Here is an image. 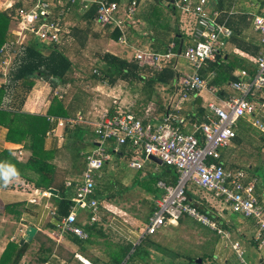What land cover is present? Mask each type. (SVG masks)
I'll return each instance as SVG.
<instances>
[{
  "label": "crops",
  "instance_id": "crops-1",
  "mask_svg": "<svg viewBox=\"0 0 264 264\" xmlns=\"http://www.w3.org/2000/svg\"><path fill=\"white\" fill-rule=\"evenodd\" d=\"M35 1L36 0H0V12L10 8L14 4H20L19 7L30 9L35 4ZM46 1H48L52 7L50 11L51 17L61 20L63 31L62 43L58 45V48L63 51L72 62L73 74H70L65 79L64 83H60L54 89H51L48 82L36 81L29 93H22L20 90H17L14 94L15 97L13 101H11L12 99L8 100L14 104L11 111L22 116L21 119L23 118V114H27L30 117L42 116L47 119L50 126L46 130L43 139V148L46 151L53 149L60 150L64 143V129L60 127L56 129L54 135L47 136L50 129L55 127V121L74 118L79 112L82 113L84 119L87 120L85 123H81V125L88 126L87 124H90L88 121L96 120L97 117L105 111L114 113L116 110H121L132 113L143 119L144 123H150L151 125L159 124L164 114L170 111L185 117L186 124L182 127L183 132L194 133L199 139L201 134L195 132V126L201 123L210 113L208 105L213 103L219 106L229 97L237 95V93L231 89L230 84L240 79L239 74L242 70H240V68L235 69L233 77H229L230 74L226 70L218 76V78H215L214 72L210 70L211 63H206L199 71V74L207 81L209 86L215 89L214 93L202 90L194 95H189L186 99L181 97L178 78L183 74H188L193 71V69L190 71L191 66L189 67L187 64L188 62L186 63L181 53L191 43L188 33L194 26V17L182 14L178 9L175 10L174 8L175 14L172 16L167 9L169 5L174 6L173 3H171L173 0H163L164 3L161 2V0H134L137 6L135 10L136 15H134L135 17H133L134 19L132 21L125 20L124 18L126 9L133 0H121L120 3H118L119 14L117 17L125 21L124 30L112 25L102 26L98 24L95 21V13L92 20H89L87 14L92 6H96L95 4H92L87 11H82L78 5L66 7L60 5V3H65L66 0ZM192 1L196 2L197 0ZM207 2L209 4V9L219 13V20L221 22H224L232 32L233 30H237L239 33L234 37L232 35L231 38L226 41L221 55L224 59H227L228 56L232 58L230 64L233 66L238 67L239 65H245L249 68H255L254 61L260 53H264V45L260 44V36L253 29L252 20L256 15L264 16V0H207ZM153 11H165L167 13V22H169L167 27L162 26L163 24L161 22L156 23L155 20L151 18ZM159 19L161 18L159 17ZM16 29L15 20L9 27L11 35L9 41L15 39L14 31ZM114 30L119 32L120 37L118 40H115ZM177 30L183 37V39L179 41H177V39L180 36H175V31ZM31 40H35V38H31L26 43ZM26 43L19 47L16 46V54L20 47L25 46ZM176 43L178 44L177 46L175 45ZM167 44L168 47L170 44H173V51L177 54L171 62L172 64L166 67L176 73L175 80L172 84L164 85L157 83L153 87L148 86L145 82V78L150 68L155 72H161L164 68L158 71L151 66H142L139 65V63L138 65L141 68L140 73L144 77L142 82L139 80H131L129 82L120 80L112 84L98 78L99 72L107 67L103 60V56L106 53L122 60L133 61L135 60L134 55L136 52H161ZM92 45L98 48L99 54H95L97 61L87 63L88 60H90L89 51ZM49 46L51 45H44L43 53H49ZM257 46L260 47L261 50L258 54L255 53ZM179 47H181L180 54L178 53ZM75 55L79 57V62H74V59H76ZM13 62L11 65H13ZM96 62H101L103 64V66L99 65L102 66L99 72L94 69L95 66L93 64ZM225 64L226 63H224V65ZM77 66L80 70L81 68L84 70L87 68L91 70L93 68L94 70L89 76L87 75L88 71L79 73L80 75H78V73L75 72V67ZM245 71L248 73L247 69H245ZM8 75L9 74H7L5 81L0 84V89L7 85ZM204 92L210 95L204 96ZM91 94H93L94 98ZM54 97L58 100H63L66 108H72L68 117L47 115V111ZM259 97L260 98L252 99L257 108L254 115L264 123V107L261 105L264 103V94L261 93ZM5 101L6 98L3 97L2 104L5 103ZM91 101L92 107L87 110ZM2 104H0V106H2ZM90 116L92 119H89ZM51 118L55 120L51 121ZM1 120L2 122H6V119ZM250 121L251 119L246 117L237 122L235 127L236 136L228 146L221 149L219 162L226 170L242 171L247 175V181L255 180V196L264 209V173H261V175L259 174L264 169V134L254 128ZM31 124H33V122L30 123V125ZM67 128L71 129L72 127ZM7 134L8 129L0 124V166L4 168L9 166L14 167L19 175L18 177L12 178L7 185L4 184V181L1 182L0 179V258L10 243H17L19 246L28 244V248L19 264H43L46 262L51 264H85L81 261L82 259L88 264H112L115 255L120 254V250L124 246H133L138 242L139 234L155 207V201L163 195V191L156 186L160 194L154 197L153 209L150 215L147 216L143 227L139 224V219L136 218V213L134 212L135 210L131 207L132 202L130 199H127L130 198L131 195L127 192V197L119 201L116 198V191L120 190L123 192L128 189L127 185L131 179L135 182H140L139 186L142 188V190H140L145 191L148 184H142L143 182L141 181L144 180H141V178L144 173L140 174V172L144 170L147 164L150 165L149 168L151 172L157 175L160 172L159 167L162 166L163 163L162 165H158L150 159L149 161H145L141 169H131L135 171L136 174H139L140 177L134 178L133 175H127L122 170L123 165L121 164V159L123 158L128 162L135 158L133 151L130 150L131 157L122 155L119 153L120 150L117 154L113 153L112 155L115 156V160L111 163V168H114L117 173H124L121 176V183L119 185V182H115L118 186L115 185L109 188L104 184L101 185L105 172L104 169L107 165L106 163L110 162V159V161H107L103 168L95 174L94 198L97 203H99V221L94 223L97 225L94 229L95 233L84 240L75 236L82 241V243H78L71 240V237L74 235L62 234L56 230L55 225L60 219L57 214L56 205L58 192L50 196H45L43 195L44 191L42 189H38L34 186V182L37 180V174L35 171L23 166L30 156V152L23 147V143L25 142H10L7 140ZM93 141L95 143V140ZM113 144V140L108 141L106 150H110ZM96 146L97 143L94 148ZM60 157L58 153L55 159L48 163L56 165L61 173L69 171L67 161H60ZM69 179L71 178L67 175L65 177V182L69 181ZM258 184L261 187L260 189L257 188ZM116 187H118L117 190L114 189ZM191 188L197 189L199 187L192 185L189 188L190 191ZM207 193L211 194L210 198L205 196L200 197L197 193L191 192L193 201L188 200L193 203L198 210H205L204 212L199 211L205 213L220 230L227 233L229 235L228 239L219 235L217 231L188 217L181 218L177 224H167L165 227H173L172 231H174L177 225L191 223L192 225H197V227L203 229L206 233L209 232L210 235L215 236L216 245L214 253L212 254L213 257L211 258L214 264H242L231 247V244L234 242H237L241 251H243L242 258L246 264H264V245L260 243V240L256 239L257 227L253 220L234 214L232 211L231 213L228 212V206L224 204L221 197L217 196L215 193L214 195L212 192ZM140 196H142L141 192ZM33 199L35 200L34 203L31 202ZM103 200H105L106 205L104 206L106 208L102 207ZM9 205H12V207L5 212V207ZM52 210L56 211V215H51ZM88 217L89 212L86 209L77 210V225L82 230H84L87 225H92L89 223ZM228 218H232V221L229 222ZM106 220L108 222H106ZM245 223L251 234L248 242L244 240L245 235L241 237L242 241L234 238L232 235L236 229L242 227L240 224ZM30 226L36 229L33 239L30 242H25L20 245V240ZM152 237L153 236H150L143 241L147 239L151 241ZM243 241H245V244H243ZM151 242L145 244L147 248V250H145L148 253L152 247H155V249L160 252H164V249H162L158 243L155 241H153L155 244ZM142 244L144 243L142 242ZM96 249H99L100 252L98 253H100V257L92 253ZM194 259L197 264H202L200 258L197 257ZM190 260H192V258ZM198 261H200V263ZM144 262H146V256Z\"/></svg>",
  "mask_w": 264,
  "mask_h": 264
},
{
  "label": "built area",
  "instance_id": "built-area-1",
  "mask_svg": "<svg viewBox=\"0 0 264 264\" xmlns=\"http://www.w3.org/2000/svg\"><path fill=\"white\" fill-rule=\"evenodd\" d=\"M92 4L96 5L95 21L98 24L112 25L124 30L125 21L117 17L119 5L115 2L66 0L65 3H60L63 7L78 5L82 11H87ZM173 5L182 14L194 17V26L188 33L191 43L181 53L193 71L178 78L180 95L186 99L202 90L214 93L215 89L208 85L199 71L221 54L226 41L232 36V30L219 20L217 11L209 9L207 0H173ZM136 6V1L130 2L125 12V20L133 19ZM51 8L48 1L36 0L30 9H16L15 39L0 48V84L5 81L9 72L16 46L19 47L31 38L44 45L60 44L63 32L61 20L51 17ZM252 26L260 36V44L264 45V16H254ZM173 47L170 44L165 52L138 51L134 58L139 65H148L160 71L166 65L172 64L177 56ZM254 62L256 73L253 76L242 70L240 79L230 84L231 89L237 93L236 96L229 97L219 106L213 103L208 105L210 113L195 126V132L201 134V142L194 133L183 132L185 117L170 111L156 125L144 123L140 117L121 110L114 113L105 111L96 120L88 121L93 126L97 146L85 156V170L72 198L73 205L70 212L58 220L56 230L62 234H72L81 240L87 239L88 234L77 225L78 209L89 212L90 224L99 221L98 203L94 198L95 174L111 158L106 151V144L113 140L114 144L110 149L112 154H117L124 145L132 148L135 158L128 162L130 169H141L145 161L155 157L163 164L174 167L179 175L174 185L157 183L163 195L155 201V207L139 234V240L133 246L154 236L167 224H177L184 217L217 231L225 239L229 238L227 233L220 230L205 213L200 212L188 200L186 191L192 185L221 197L232 213L252 219L257 227L256 239L264 245V209L255 196V180L247 181L248 177L242 171L226 170L219 162L220 151L235 138V127L240 119L250 118L251 125L264 134V123L255 117L257 108L251 100L260 98L261 93L264 94V53H260ZM261 105L264 107V103ZM54 120L51 118V121ZM86 121L80 112L74 118L56 120L55 127L50 129L47 136L54 135L59 127L65 129ZM70 184L71 181L66 182L67 186ZM43 195L51 194L44 191ZM31 202L34 203L35 200ZM51 215H56V211L52 210ZM231 247L241 263L246 264L239 244L234 242ZM81 261L88 264L83 259ZM125 261L121 264H125Z\"/></svg>",
  "mask_w": 264,
  "mask_h": 264
},
{
  "label": "trees",
  "instance_id": "trees-1",
  "mask_svg": "<svg viewBox=\"0 0 264 264\" xmlns=\"http://www.w3.org/2000/svg\"><path fill=\"white\" fill-rule=\"evenodd\" d=\"M107 1L116 2L118 4L121 0ZM19 6L20 4H14L10 8L0 12V48L8 43L9 38H11L9 27L11 23L16 20L15 10ZM173 8L176 10L174 6L169 5L167 9L172 16L175 14V10ZM95 11L96 6H92L87 14L89 20H92ZM159 17L161 19H159ZM151 18H153L156 23L161 22L163 24L162 26L167 27L169 23L167 22L168 17L165 11H153ZM114 31L115 40H118L120 37L119 32L117 30ZM180 34L181 33L178 30L175 31V36H180L177 41L183 39ZM238 34L237 30H233V37ZM175 45L177 46L178 44L176 43ZM43 47L44 44L35 39L26 43L25 46L20 47L17 52L13 65H11L8 73V83L5 87L0 89V104H2V98H6L5 103L0 106V124L8 129V141L25 142L23 143V147L30 152V156L27 158L26 163L23 164V166L27 169L35 171L37 174V180L34 182V186L38 189H42L43 191L49 190L50 188L57 190V214L61 218L70 212L73 205L72 198L75 195L80 176L85 170V156L89 153L88 148L84 143H89V145L94 147L95 143L92 141V138L95 136L93 129L89 125L86 126L78 124L71 129L65 128L63 130L64 143L62 144L60 150L53 149L46 151L43 148V139L46 130L50 126L47 119L42 116L30 117L27 114H23V118L21 119L22 116L11 111L14 104L8 100L12 99L11 101H13L15 97L14 94L17 90H20L22 93H29L36 81L48 82L51 89H54L60 83H64L65 79L70 74H73L72 62L66 54L58 48V46H49V53L47 54L43 53ZM167 47L168 44L165 45L161 52L167 51ZM260 51V47L257 46L255 53L258 54ZM103 60L105 61L107 67L99 72L98 78L100 80H105L112 84L120 80L128 82L131 80H139L142 82L144 80V77L140 73L141 68L136 60H122L107 53L104 54ZM231 60L232 58L229 56L227 59H224V57L219 54L213 62H208L211 63L210 70L214 72L215 78H218V76L226 70L230 74L229 77H233L234 71L237 68H240V70L247 69L250 76H253L256 73V67L249 68L245 65H239L238 67L233 66L230 64ZM224 63L226 64L224 65ZM175 77L176 73L166 67L161 72L152 71L150 68L145 78V82L150 87H153L157 83L168 85L173 83ZM70 110L72 111V108H66L63 100L61 101L54 97L52 99L51 106L47 111V115L66 118L70 115ZM1 119H6V122H2ZM32 122L33 124L30 125ZM201 140L202 138L199 137L200 142ZM119 150V153L122 155L131 157L130 150L132 149L128 145L122 146ZM106 151L108 153H112L109 149ZM58 153L61 156L59 158L60 161H67L69 171L61 173L57 169L56 165L48 163L49 161L54 160ZM159 168L160 172L155 175V185L157 186L158 182H163L166 185H174L179 176L176 169L165 164ZM67 175H69L71 179L73 178L69 186H67L65 182V177ZM1 182H3L2 179ZM186 195L189 200L193 201L192 194L189 189L186 191ZM11 207L12 205L6 206L5 212ZM200 211L204 212L205 210L201 209ZM96 227V224L87 225L84 228V231L87 232L88 236H91L95 233L94 229ZM71 240L82 243V241L75 236H72ZM146 241H142L144 244L141 242L136 246H124L120 250V254L115 255L112 264H120L126 257L125 264H146V262H144V258L148 255V252L146 251L147 248L145 244L149 243V240L147 242ZM27 248L28 244L19 246L17 243H10L0 258V264H19ZM190 261L192 264H197L195 259Z\"/></svg>",
  "mask_w": 264,
  "mask_h": 264
},
{
  "label": "rangeland",
  "instance_id": "rangeland-1",
  "mask_svg": "<svg viewBox=\"0 0 264 264\" xmlns=\"http://www.w3.org/2000/svg\"><path fill=\"white\" fill-rule=\"evenodd\" d=\"M161 2L164 3L163 0H161ZM26 41L24 42V44L26 43ZM61 43H62V41L60 42V44ZM96 51H98V52H96ZM89 54H90V60H88L87 63H93L94 61H97L95 54H99L98 48L96 46H93V45L90 46ZM75 58L76 59H74V62H79V59H78L79 57L77 55H75ZM186 63H187V61H186ZM90 65H92V64H90ZM93 65L95 66L94 69H96L98 72L101 69L100 67L103 66V64L101 62H96ZM99 65H102V66H99ZM165 67H169V65H166ZM189 67H190V65H189ZM89 69L90 68H87L84 70L81 68V70H80L79 67L77 66V67H75V72L78 73V75H80L79 73H84V72L88 71L87 75L89 76V74L92 73V71L94 70L93 68L91 70H89ZM190 69H191L190 71H192L191 67H190ZM203 95L209 96L210 94H207L204 92ZM91 96L94 98L93 94H91ZM91 107H92V101L90 102V106L87 108V110L90 109ZM89 119H92V117L90 116ZM87 125H89L91 128L93 127L91 124H87ZM93 140H95L94 137L92 138V141ZM84 144L88 148V153H90L94 149V147L89 145V143H84ZM110 156H111V158H110L111 161L109 159L108 161H110V162L106 163L107 165H106V168L104 169L105 172L103 174V181L101 183V185L104 184V185L108 186V188L114 187L116 185L115 182L116 183L119 182V185H120L121 179H122L121 176L124 174L123 172L117 173L114 170V168H111L112 167L111 163L115 160V156H113L112 153L110 154ZM127 163H128V161L125 158L121 159V164L123 165L122 170L127 175H133L134 178H140L139 174H136L135 171L128 168ZM149 166L150 165L146 164L144 170L142 172H140V174L144 173V175L141 178V180L142 179L144 180V181H141V182H143L142 184H148L147 189L145 191H141L142 188L139 186L140 182L139 183L135 182L132 179L129 181V184L127 185L128 189L124 190L123 192H121L120 190H117L118 187L114 188L117 190L116 191V195H117L116 198L119 201H122L125 197H127L126 196L127 192L131 195L130 198H127V199H130V201L132 202L131 207H132V209L135 210L134 212L136 213L135 214L136 218L139 219V224H141L142 227L145 224L147 216L150 215V212L153 209V203L155 200L154 197L160 194L159 190L156 188V185H155V174L153 172H151ZM261 173H264V169L259 174L261 175ZM72 179H69V181H72ZM116 186H118V185H116ZM193 188H191L190 192L197 193L198 196H200V197H202V196H205L208 198L211 197L210 196L211 194L207 193V191L205 192V190H202L200 188H197V189H193ZM257 188L258 189L261 188L259 184H258ZM140 192H141L142 196H140ZM104 205H106L105 200H103V202H102V207L106 208ZM99 208H100V206H99ZM227 211L231 213V210L229 208H227ZM231 219L232 218H228L229 222L232 221ZM106 222H108V221L106 220ZM190 225H192V224L189 223V224H184V225H177V226H175L174 231H172L173 227L167 226V227L163 228L162 230H160V232L157 235L153 236L151 238V241L153 240L156 243H158L160 245V247L162 249H164V252L163 251L160 252L157 249H155V247H152L151 250H149L148 255L146 256V263L147 264H192L191 261H189V260L191 258L194 259V258L198 257L201 259L202 264H214L213 261L211 260V258L213 257L212 254L214 253L215 245H216L215 244V241H216L215 236L210 235L209 232L206 233L203 229H200L199 227H197V225L193 224L191 227H189ZM240 225L242 227L236 229L232 235L234 238H237L240 241H242L241 237L242 236L244 237V235H245L244 240H246V242H248L250 240V237H251L250 231H249L246 223L240 224ZM147 241H148V239H147ZM151 241L149 240V242H151ZM244 242L245 241H243V244H245ZM98 252H100L99 249H96L92 253L100 257V255H99L100 253H98ZM125 260L126 259H124L123 261H125Z\"/></svg>",
  "mask_w": 264,
  "mask_h": 264
},
{
  "label": "water",
  "instance_id": "water-1",
  "mask_svg": "<svg viewBox=\"0 0 264 264\" xmlns=\"http://www.w3.org/2000/svg\"><path fill=\"white\" fill-rule=\"evenodd\" d=\"M171 3H173V2L171 1ZM178 53L179 54L181 53V47H179ZM150 160L154 161L158 165H162V162L159 159L155 158V157H150ZM48 192L50 194H56L57 193V191L55 189H52V188H50L48 190ZM35 233H36V229L34 227H31V226L28 227L27 230L25 231V235L20 240V245H22L25 242L26 243L30 242L33 239ZM198 262L200 263V261H198Z\"/></svg>",
  "mask_w": 264,
  "mask_h": 264
},
{
  "label": "clouds",
  "instance_id": "clouds-1",
  "mask_svg": "<svg viewBox=\"0 0 264 264\" xmlns=\"http://www.w3.org/2000/svg\"><path fill=\"white\" fill-rule=\"evenodd\" d=\"M18 172L14 167H7L6 169L3 166H0V179L4 181V184L7 185L12 178L18 177Z\"/></svg>",
  "mask_w": 264,
  "mask_h": 264
}]
</instances>
